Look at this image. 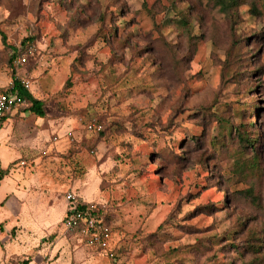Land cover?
Instances as JSON below:
<instances>
[{
	"label": "rangeland",
	"instance_id": "374dc122",
	"mask_svg": "<svg viewBox=\"0 0 264 264\" xmlns=\"http://www.w3.org/2000/svg\"><path fill=\"white\" fill-rule=\"evenodd\" d=\"M214 2L0 0V90L32 47L45 112L0 129V264H264V0ZM226 122L262 133L244 176ZM68 192L110 210L114 258L65 229Z\"/></svg>",
	"mask_w": 264,
	"mask_h": 264
},
{
	"label": "trees",
	"instance_id": "16d2710c",
	"mask_svg": "<svg viewBox=\"0 0 264 264\" xmlns=\"http://www.w3.org/2000/svg\"><path fill=\"white\" fill-rule=\"evenodd\" d=\"M248 0H216L217 5L221 6L222 11L228 13V12H234L235 9L239 8L242 4H246ZM251 5L253 7V12L255 14H260L257 5L255 2H251ZM184 25H188L187 23H182ZM116 30H114L115 34ZM33 41V38H27L24 40L23 44ZM3 42L5 45L8 46V48L14 52L16 51V48L14 46H10L7 44V39L4 36L3 37ZM14 59H15V54H13L9 60H8V67L12 71V84L7 90H11L18 95L22 96L24 99L27 100V105L26 106H20L18 107L13 113L8 114L3 121L0 122V129L3 127L4 123L8 118L14 117L20 112L24 111H30L39 118H44L45 117V112H44V103L41 100L36 99L30 92V90H27L24 88V86L21 83V80L17 76V67L14 66ZM4 91V90H0ZM257 101V100H256ZM251 102V106L254 110H256L258 105H253L255 102ZM255 128V124L253 122L241 124L240 126L236 127L233 129V126L230 125L227 122L223 126V130L225 133L222 135L224 138L218 139L213 146L219 151L221 147L225 146V141L226 139H231L233 138V131L236 132V138L235 140L238 142V147L233 148L230 152V155H232V167L231 171L234 172L235 175L238 176H244L246 175L249 170H253L256 166V162H259V155H258V150L259 146L257 145L259 143V139H261L262 133L259 131V129L255 130V132H252V129ZM101 133V132H100ZM253 153V160L246 161L245 156L248 153ZM2 170V169H1ZM5 175L4 171L2 170V176L0 179L3 178ZM246 194H249L248 191H246ZM262 238V237H261ZM259 236H256L254 234L253 241L248 244V249H251L255 254L261 253V250L264 249L263 245H260V243L264 244V241L261 239ZM100 251V250H98ZM21 264H29V261H23Z\"/></svg>",
	"mask_w": 264,
	"mask_h": 264
},
{
	"label": "built area",
	"instance_id": "2783aa9c",
	"mask_svg": "<svg viewBox=\"0 0 264 264\" xmlns=\"http://www.w3.org/2000/svg\"><path fill=\"white\" fill-rule=\"evenodd\" d=\"M31 54H34V49L29 47L25 53L19 54L14 59V66L19 68L26 65L27 58ZM21 83L25 89L30 90V81L21 80ZM27 104L26 99L11 90L0 91V122L18 107ZM88 129L93 132L102 130L95 124L88 125ZM21 165L24 166L25 162H21ZM66 205L67 211L62 221L65 229L81 236L88 247L108 252L114 258L115 251L112 248L114 227L108 219L110 210L103 204L86 203L73 192L66 194Z\"/></svg>",
	"mask_w": 264,
	"mask_h": 264
},
{
	"label": "crops",
	"instance_id": "0c3cea01",
	"mask_svg": "<svg viewBox=\"0 0 264 264\" xmlns=\"http://www.w3.org/2000/svg\"><path fill=\"white\" fill-rule=\"evenodd\" d=\"M66 211H67V206L65 205V210H64V215L62 216V221L64 220V217H65V214H66ZM48 233V232H47ZM47 233L46 234H43V237H39L40 235L39 234H37L36 232H35V230L34 231H32L31 232V234L34 236V237H39V240H40V242L46 237V235H47ZM8 237L7 238H5V240L4 241H8V240H13V239H15V235L14 236H12V237H10L8 240ZM36 240V239H35ZM34 240V241H35ZM34 241H33V243H34ZM30 242V241H29ZM29 242H27V243H23V244H29V245H32V244H30ZM34 264H38L39 262H37V261H34L33 262ZM30 264V263H29Z\"/></svg>",
	"mask_w": 264,
	"mask_h": 264
}]
</instances>
